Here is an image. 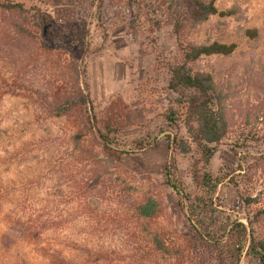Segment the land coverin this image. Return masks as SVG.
<instances>
[{
	"label": "rangeland",
	"instance_id": "374dc122",
	"mask_svg": "<svg viewBox=\"0 0 264 264\" xmlns=\"http://www.w3.org/2000/svg\"><path fill=\"white\" fill-rule=\"evenodd\" d=\"M9 1L51 16L55 34L47 40L41 32L40 38L59 52L51 56L38 39L17 36L0 11V264H142L158 258L168 264L151 251V238L183 244L189 229L164 182L163 165L174 156L179 178L189 183L197 156L194 148L173 153L165 138L169 132L187 136L181 123H165L176 96L167 88L169 64L180 57L179 41L234 44L231 53L203 55L191 67L211 75L231 125L210 171L221 174L236 164L231 147L248 132L254 136L247 149L252 163L264 135V0H216L217 13L186 23L179 41L158 0H105L100 10L98 0H61L59 6L58 0ZM76 32L97 49L85 59L89 97L97 117L112 116L121 130L119 161L78 153L99 147L91 135L71 138L80 118L49 117L44 108L60 85L70 86L64 64ZM140 138L152 146L136 150L133 142ZM98 161L117 171L93 166ZM263 168L249 185L252 193L264 190ZM218 194L226 210L238 211V192L227 181ZM144 196L157 201L149 220L130 205Z\"/></svg>",
	"mask_w": 264,
	"mask_h": 264
},
{
	"label": "trees",
	"instance_id": "16d2710c",
	"mask_svg": "<svg viewBox=\"0 0 264 264\" xmlns=\"http://www.w3.org/2000/svg\"><path fill=\"white\" fill-rule=\"evenodd\" d=\"M158 1L164 6L166 19L173 25L178 41L186 23L196 24L217 13L216 0ZM104 4L105 0H98V9ZM0 11L9 15L8 24L17 36L38 39L40 46L51 56L59 52L54 46H45L40 38L41 32L47 40L55 34L50 15L41 13L38 8H25L23 3L9 0H0ZM86 36L76 32L71 37L72 51L67 49L69 56L64 64L70 74V86L60 85L45 100L44 108L49 117L76 115L80 118L78 131L71 138L78 142L82 135H91L99 147L96 152L78 150V153L119 161L124 153L120 148L121 130L112 116L97 117L89 97L85 59L97 49ZM234 47V44L217 42L195 45L179 41L180 57L169 64L167 88L176 96L173 99L175 107L169 108L165 123L169 128H176L181 123L187 136L169 132L165 138L173 153L186 155L194 148L197 156L189 166V183L179 178L174 156L163 165L164 182L175 193L178 208L185 216L189 229L187 237H183V244L169 243L158 234L151 238V251L161 258H167L168 264H208L211 256L226 264H241L243 260L245 264H264V225L261 223L264 217V190L252 193L250 189H255L249 187L252 181L260 178L256 172L264 165V135H261L262 148L258 151V157L253 158L252 163H247V149L252 146L254 136H249V132L247 135L241 134L242 137L236 138L231 147L236 164L221 174L213 175L209 169L210 161L216 145L230 133L231 125L211 75L191 67V63L203 55H227ZM59 60L57 58L58 65ZM3 81L0 77V82ZM152 144L145 138L133 142L136 150L149 148ZM77 147L74 144L72 150ZM93 166H100L109 174L117 171L116 168L106 171L101 161ZM99 170L96 168L93 173L98 174ZM224 181L238 192L239 206L236 212L222 206L218 186ZM124 196V193L118 195L120 202L126 200ZM130 205L134 214L144 220L152 219L158 207L155 198L150 196H144ZM144 258L147 256H142V262ZM159 259L141 263L161 264Z\"/></svg>",
	"mask_w": 264,
	"mask_h": 264
},
{
	"label": "crops",
	"instance_id": "0c3cea01",
	"mask_svg": "<svg viewBox=\"0 0 264 264\" xmlns=\"http://www.w3.org/2000/svg\"><path fill=\"white\" fill-rule=\"evenodd\" d=\"M59 2H57V4H55L56 6H59V3H61L62 1L61 0H58ZM67 4V3H66ZM64 6H65V4H64ZM70 12H72V11H70Z\"/></svg>",
	"mask_w": 264,
	"mask_h": 264
}]
</instances>
